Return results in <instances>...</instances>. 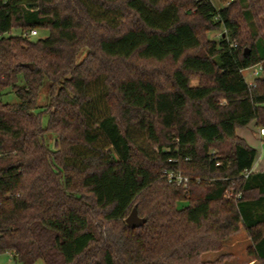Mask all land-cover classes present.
Listing matches in <instances>:
<instances>
[{
  "label": "trees",
  "instance_id": "1",
  "mask_svg": "<svg viewBox=\"0 0 264 264\" xmlns=\"http://www.w3.org/2000/svg\"><path fill=\"white\" fill-rule=\"evenodd\" d=\"M190 7L184 21L180 0H0L1 254L204 264L244 227L264 264V171L238 135L264 129V76L251 87L243 73L264 64V0ZM220 28L219 42L201 36ZM31 29L49 35H19ZM148 62L174 66L156 76ZM134 207L147 220L137 229Z\"/></svg>",
  "mask_w": 264,
  "mask_h": 264
},
{
  "label": "rangeland",
  "instance_id": "2",
  "mask_svg": "<svg viewBox=\"0 0 264 264\" xmlns=\"http://www.w3.org/2000/svg\"><path fill=\"white\" fill-rule=\"evenodd\" d=\"M182 2H184L185 4V9L183 10V14H182V18L184 21H188L191 20V16H189L188 10L191 9L190 7V2L191 0H180ZM213 5L216 8H221L224 6L229 5V3H232L231 0H226L225 3L221 2L220 0H212ZM96 13L98 14V12L96 11ZM191 13H195L194 11H192ZM259 25L261 24L263 26V31L261 32V36L264 35V15L259 16L258 20ZM245 27V26H244ZM254 30L257 31V26L254 24L252 25V27ZM224 28H220L217 31H211V32H202L201 36L204 39L207 40H214L219 42L222 39V36L224 34ZM49 35V31H39V36L34 38V39H38V38H42L45 39L47 38ZM82 58H84L82 56ZM146 66V70L148 71L149 74L151 75H156L158 76L159 74H161L163 71L164 72H170L169 70L173 68L174 65H171L170 63H166V64H155L153 62H148L147 64H145ZM264 67V64H263ZM257 68L254 67L252 69L246 70L244 73V77L245 80L248 84H251L252 82H254L255 78L253 77V72L256 70ZM264 75L261 74L262 78ZM160 77L163 76L160 75ZM200 83V79L195 77L192 79V84L193 85H197ZM103 91L104 89L101 88V84H98L94 87V89L92 90V94L94 95V97L96 98V103L94 105V110L96 109H102L103 111L105 110V104L103 102ZM46 91H44L45 93ZM46 98V93L43 95V100L42 103L45 101ZM3 100L5 102H9V103H17V97L14 94H9L7 96H5L3 98ZM44 126L48 125V117L45 116L42 119ZM260 130V129H259ZM241 131V130H240ZM243 132V131H242ZM53 137V136H52ZM54 138V137H53ZM52 140H48V145L51 149H54V142L53 139ZM255 139V140H254ZM253 141L254 143L252 145L256 146L255 148L258 149L259 151V155H258V163L259 161H264V139H262V141H260V139H256L254 138ZM147 143V140L144 139L141 144L142 146H144ZM263 159V160H262ZM131 214V211H130ZM252 248V241L247 233V231L245 230L244 227L241 228L240 233L232 236L231 238H229L223 248L219 251H210L207 253H204L201 256V261L204 264H261L258 260H255V257L251 255L250 250ZM0 264H19L14 260V256L10 253H6V254H1L0 253ZM37 264H46L45 262H43L42 260H39Z\"/></svg>",
  "mask_w": 264,
  "mask_h": 264
},
{
  "label": "built area",
  "instance_id": "3",
  "mask_svg": "<svg viewBox=\"0 0 264 264\" xmlns=\"http://www.w3.org/2000/svg\"><path fill=\"white\" fill-rule=\"evenodd\" d=\"M231 1L234 2V0H231ZM19 35L24 38H28L32 40L39 36V30L31 29V31H24V32H21ZM256 68L257 69L252 74L255 79L261 77V74L264 73V68L262 65H258L256 66ZM254 82L250 84L251 87L255 86ZM259 131H260L261 137L264 138V129H260ZM250 174L251 172L247 171L244 173V177L247 178ZM164 177L169 181V183L174 184L176 186L178 185V186H183L187 188L190 183V180L187 177L183 176L180 172L175 173L172 171H165ZM229 197H232V195L230 194Z\"/></svg>",
  "mask_w": 264,
  "mask_h": 264
},
{
  "label": "crops",
  "instance_id": "4",
  "mask_svg": "<svg viewBox=\"0 0 264 264\" xmlns=\"http://www.w3.org/2000/svg\"><path fill=\"white\" fill-rule=\"evenodd\" d=\"M243 73H245V71ZM238 135L242 139H244L248 143V145L250 147H253V148L256 147V146L252 145L254 143V141H253L254 138L260 139V141H262V139H264V138L261 137L260 131H259L258 127L256 126L255 122H253V124H251L246 129H241V131L238 130ZM257 151H258V149H257ZM258 155H259V151H258ZM258 155H257V158L255 160L254 167L252 169V173H254V174L264 171V161L260 160L259 163H258L257 162L258 161Z\"/></svg>",
  "mask_w": 264,
  "mask_h": 264
},
{
  "label": "water",
  "instance_id": "5",
  "mask_svg": "<svg viewBox=\"0 0 264 264\" xmlns=\"http://www.w3.org/2000/svg\"><path fill=\"white\" fill-rule=\"evenodd\" d=\"M29 67V66H28ZM146 219H143L139 216V212L137 211V207H134L131 211L130 216L126 220V224L130 228H140L146 224Z\"/></svg>",
  "mask_w": 264,
  "mask_h": 264
}]
</instances>
